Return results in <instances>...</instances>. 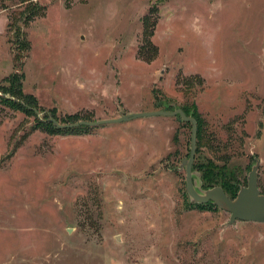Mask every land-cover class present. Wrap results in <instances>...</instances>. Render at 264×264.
Returning a JSON list of instances; mask_svg holds the SVG:
<instances>
[{"label": "rangeland", "instance_id": "rangeland-1", "mask_svg": "<svg viewBox=\"0 0 264 264\" xmlns=\"http://www.w3.org/2000/svg\"><path fill=\"white\" fill-rule=\"evenodd\" d=\"M16 53L37 109L0 102V264H264V224L189 199L179 116L39 128L195 107L196 188L258 164L264 195V0H0L1 87Z\"/></svg>", "mask_w": 264, "mask_h": 264}, {"label": "water", "instance_id": "water-1", "mask_svg": "<svg viewBox=\"0 0 264 264\" xmlns=\"http://www.w3.org/2000/svg\"><path fill=\"white\" fill-rule=\"evenodd\" d=\"M36 113V110L33 109ZM151 116H179L184 122L191 124L190 151L186 161L182 164L185 166V190L189 199L195 204L212 203L217 207L224 209L230 216L228 224L232 225L235 221L254 222L264 224V195L260 193L257 187L256 170L258 164L252 168L247 177L246 186L239 189L236 197L230 199L220 187L203 190L196 188L192 179V166L196 153V133L197 124L194 118L186 116L181 109L174 111H153L146 113H131L120 116L116 119L99 120L95 122L80 121L70 125H60L55 120L50 121L57 128H76L79 126L95 127L103 124L121 123L142 117Z\"/></svg>", "mask_w": 264, "mask_h": 264}, {"label": "trees", "instance_id": "trees-1", "mask_svg": "<svg viewBox=\"0 0 264 264\" xmlns=\"http://www.w3.org/2000/svg\"><path fill=\"white\" fill-rule=\"evenodd\" d=\"M23 1L25 2L27 0H23ZM28 16H30V14ZM28 16H26L24 20H26ZM15 32L17 37L19 34L17 28ZM145 33L146 32H144V34ZM147 36H149V34H147ZM28 49H29V43L26 40H22L20 43H18L17 50H19V52L21 50L27 52ZM21 58H22L21 54L16 53L14 61L16 62V66L18 68L15 69L13 73H11L8 77L4 79V81L7 82L8 86L5 88L0 86V92L8 96V98H1L0 96V102H3V104L8 106L10 109L23 112L24 114H29L30 111L34 112L33 109H37V106H36V100L29 94H24L22 91L23 74L20 72ZM181 110L185 113L186 116H189L188 115L189 110L185 109L184 107H182ZM191 111H192L191 117L195 119L197 124V133H196V145H197V140L199 139V134H200L199 131L201 129L202 121L201 119H199V115L197 114L195 107H192ZM54 120L57 121L56 118H54ZM45 125L47 126L44 127L41 126L39 128L50 134H56V133L71 134V133H76L78 131V128H64V129L57 128L49 120ZM87 127L81 126V128H85V129H87ZM201 166L202 167H200V173H201L200 182H201V188L203 190L211 189L213 187L218 186L224 191V193L230 199H234L239 189L245 186L244 178L241 177V172L238 169L235 168L230 169L226 165L217 166L211 164L210 166L207 165H201ZM207 204L211 206L213 205L210 202Z\"/></svg>", "mask_w": 264, "mask_h": 264}]
</instances>
